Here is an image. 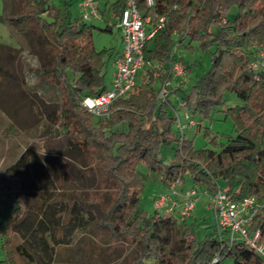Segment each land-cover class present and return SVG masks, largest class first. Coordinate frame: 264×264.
I'll return each mask as SVG.
<instances>
[{"label": "trees", "instance_id": "16d2710c", "mask_svg": "<svg viewBox=\"0 0 264 264\" xmlns=\"http://www.w3.org/2000/svg\"><path fill=\"white\" fill-rule=\"evenodd\" d=\"M57 1L16 0V11L9 17L0 15V24L16 26L38 56L39 77L59 87V103L46 119L51 136L66 139L57 163L68 176L66 161L87 160L111 186L110 201L105 203L97 192L83 197L73 191L69 203H63L68 185L60 188V176L27 147L0 175L4 252L0 264H54L58 248L72 244L77 232L89 233L92 228L108 247L140 250L123 264H264L243 243L229 244L215 226L199 241L186 219L156 210L144 213L139 204L146 177L136 172L142 162L167 189L188 173L194 185L206 187L210 194L219 187L233 201L264 199V68L254 72L249 67L264 51V0H155L154 12L166 15V21L143 48L145 74L127 95L115 100L106 118L96 122L80 102L107 89L105 70L114 53L97 51L92 39L95 27L81 17L73 19L68 0ZM144 1L134 0L141 12ZM102 2L117 21L128 7V0ZM232 9L236 13L230 19ZM111 29L107 25L100 30ZM175 44L189 50L196 44L210 52V69L189 92L182 89L186 80L173 86L174 97L188 113L208 118L223 104L225 91L241 101L224 111L234 129L226 143L213 137L212 148L195 149L185 133L180 139L177 130L172 131L175 116L169 109L175 106L156 100V86L167 77ZM14 59V49L0 44V77L13 80L8 69ZM179 60L187 74L190 66ZM195 127L199 131L201 124ZM13 131L11 126L5 133ZM173 144L174 159L164 164L159 150ZM248 229L264 235V208Z\"/></svg>", "mask_w": 264, "mask_h": 264}, {"label": "rangeland", "instance_id": "374dc122", "mask_svg": "<svg viewBox=\"0 0 264 264\" xmlns=\"http://www.w3.org/2000/svg\"><path fill=\"white\" fill-rule=\"evenodd\" d=\"M71 4L72 18L83 16L81 4L83 0H68ZM59 4L61 0L57 1ZM99 5V17L86 20L88 25H93V45L97 51L105 50L113 53L121 49L122 38L116 27V18L111 15V10H104L103 2L96 0ZM17 9L16 0H0V15L9 17ZM102 10V12H101ZM236 9L229 12V18H233ZM111 26L110 32H103L106 26ZM187 29V28H186ZM185 29V30H186ZM184 30L183 34L186 35ZM0 44L11 47L15 52L13 65L8 69L13 75V80L0 77V175L8 168L20 154L27 148L34 149L51 166L54 175L58 174L61 179V187L66 185L65 198L63 203H69L73 191L86 197L88 192H97L102 195L105 203L110 201L111 186L103 180L98 171L88 164L87 160L69 159L66 161L68 176L56 161V155H63L65 150V137L59 139L51 136L47 130V112L53 110L59 103V87L39 77L36 69L39 65L37 54L28 40L19 36L16 26L13 24H0ZM188 44V39L184 42ZM173 48V47H172ZM111 49V50H110ZM175 55L182 58L185 65L190 66L186 74L184 92H189L194 82L203 77L211 66L209 51H203L193 44L191 50L184 46L175 48ZM109 51V52H108ZM6 51L1 52V56ZM147 66L138 71L136 83H140ZM185 70V69H184ZM112 60H107L105 70V81L109 84L112 76ZM186 73V71H185ZM158 89L160 86H156ZM170 102L177 106L176 97H171ZM241 104L235 94L223 92V104L215 108L208 118L201 119L199 114L189 113L190 119L196 124H201V129L191 127L184 131L185 138L193 141L195 149L212 148L211 139L217 137L220 143L234 136L233 123L231 118L225 117L224 111L228 107ZM172 109H169L171 113ZM173 112V111H172ZM96 122L98 119L93 118ZM14 126L13 132L6 134V129ZM176 124L172 125V131H176ZM176 145L162 146L159 150V158L164 164H169L174 159ZM65 168V169H66ZM148 166L142 162L136 165V172L146 180L140 195V209L147 215L154 213V199L165 193H178L186 195L194 188L198 193L196 202L190 217L186 219L191 224L199 241L203 240L212 227L215 226V219L210 205V191L204 186L194 185L188 173L184 174L180 183L173 188H165L155 175L148 173ZM3 193L6 192L7 184L2 183ZM223 187V184H220ZM180 196L178 198H180ZM50 199L48 202H55ZM160 214L166 215L161 211ZM239 240L238 235L235 236ZM140 250L135 247H108L103 239L96 237V229L92 228L89 233L77 232L72 244L58 248L54 257V264H123L126 259L136 256ZM4 259L2 240L0 237V261Z\"/></svg>", "mask_w": 264, "mask_h": 264}, {"label": "built area", "instance_id": "2783aa9c", "mask_svg": "<svg viewBox=\"0 0 264 264\" xmlns=\"http://www.w3.org/2000/svg\"><path fill=\"white\" fill-rule=\"evenodd\" d=\"M144 11L141 12L135 5L134 0H128V7L123 11L122 16L116 22V27L120 31L122 38V52L114 60L115 72L110 88L103 93L84 98L80 106L93 118L102 119L110 114V107L116 99L124 97L134 87L136 76L144 64L143 48L145 44L163 28L166 15H159L154 12L155 0L144 1ZM173 6L172 8H174ZM81 9L84 12L81 19L83 21L92 20L99 17V5L95 0H83ZM175 44L170 52L167 77L160 85L156 100L171 106L170 98L173 97L174 83H182L186 80V73L181 60L175 54ZM252 71L264 68V51L258 52V59L249 64ZM177 106L173 107L175 124L180 139L184 136V131L194 127L196 123L190 119L189 113L184 109V103L176 98ZM180 182H176L178 185ZM174 185V186H175ZM178 193H165L154 199V209L163 211L167 215H174L179 221L190 217V214L198 201V193L191 189L186 195ZM210 205L212 206L215 229L218 234H224L228 238L229 244L241 242L253 250L262 260H264V235L258 229L249 232V224L257 212L264 208V199L257 200L256 197H245L238 201H233L227 197L225 192L217 187L216 191L210 195ZM238 235L239 240L236 239Z\"/></svg>", "mask_w": 264, "mask_h": 264}, {"label": "crops", "instance_id": "0c3cea01", "mask_svg": "<svg viewBox=\"0 0 264 264\" xmlns=\"http://www.w3.org/2000/svg\"><path fill=\"white\" fill-rule=\"evenodd\" d=\"M122 52V44H121V49L119 51H116L114 52L113 54V57L111 58L112 60V67H113V72H112V76L110 78V81H109V84L107 85V89L110 88V85H111V81H112V78L114 76V72H115V65H114V60L121 54ZM178 83H174V85H177ZM175 96V95H174ZM173 96V97H174ZM179 96V95H178ZM211 195V194H210ZM210 198V197H209Z\"/></svg>", "mask_w": 264, "mask_h": 264}]
</instances>
